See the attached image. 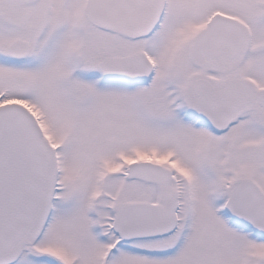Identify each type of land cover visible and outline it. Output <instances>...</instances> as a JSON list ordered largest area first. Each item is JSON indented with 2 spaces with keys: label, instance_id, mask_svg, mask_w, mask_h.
Here are the masks:
<instances>
[{
  "label": "snow or ice",
  "instance_id": "1",
  "mask_svg": "<svg viewBox=\"0 0 264 264\" xmlns=\"http://www.w3.org/2000/svg\"><path fill=\"white\" fill-rule=\"evenodd\" d=\"M0 264H264V0H0Z\"/></svg>",
  "mask_w": 264,
  "mask_h": 264
}]
</instances>
